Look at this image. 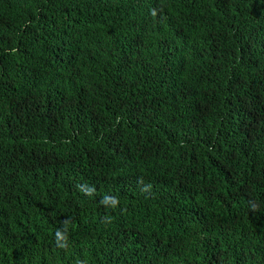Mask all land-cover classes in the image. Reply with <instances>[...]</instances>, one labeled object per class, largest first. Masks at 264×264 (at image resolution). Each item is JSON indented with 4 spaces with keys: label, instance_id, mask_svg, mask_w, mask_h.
I'll return each mask as SVG.
<instances>
[{
    "label": "trees",
    "instance_id": "16d2710c",
    "mask_svg": "<svg viewBox=\"0 0 264 264\" xmlns=\"http://www.w3.org/2000/svg\"><path fill=\"white\" fill-rule=\"evenodd\" d=\"M0 264H264V0H0Z\"/></svg>",
    "mask_w": 264,
    "mask_h": 264
}]
</instances>
